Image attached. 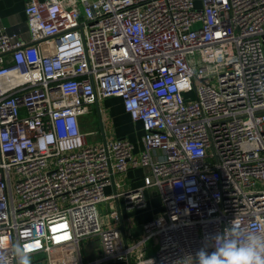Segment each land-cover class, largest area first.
<instances>
[{"label": "built area", "instance_id": "built-area-1", "mask_svg": "<svg viewBox=\"0 0 264 264\" xmlns=\"http://www.w3.org/2000/svg\"><path fill=\"white\" fill-rule=\"evenodd\" d=\"M200 1L30 0L27 40L0 20V251L10 264L16 243L32 264H55L56 247L79 253L87 237H98L99 261L193 264L232 226L264 234V0ZM114 96L141 122L139 146L82 131L81 116ZM137 166L149 171L143 185L120 194L142 206L154 188L163 220L129 243L118 211L98 207L117 198L105 194L116 174Z\"/></svg>", "mask_w": 264, "mask_h": 264}, {"label": "crops", "instance_id": "crops-1", "mask_svg": "<svg viewBox=\"0 0 264 264\" xmlns=\"http://www.w3.org/2000/svg\"><path fill=\"white\" fill-rule=\"evenodd\" d=\"M30 0H0V20L4 28L8 32L18 33L21 39H28L26 28L25 6ZM195 6L201 7L200 0H194ZM199 5H196V4ZM49 40L42 41L40 45L46 46ZM98 116L101 120V132L99 136L92 142L103 141L104 139H115V137H125L132 144L139 146L140 139L143 135L141 122L132 120L131 117L124 111L122 99L120 97H106L98 100L95 104ZM94 113L93 107L91 112ZM87 115V114H86ZM83 120H81V127ZM98 129V128H97ZM89 130L90 133L94 130ZM99 130V129H98ZM114 130L113 133L112 131ZM116 130V131H115ZM107 132L108 134H106ZM91 136V135H89ZM149 171L146 168L137 166L130 168L123 174H116L114 182L105 186L106 195L117 194V198L105 200L99 203L98 210L100 214L106 215L111 210H116L119 213L118 221L114 222L115 226H119L123 240L126 242H135L143 234V225L146 221L157 219L162 222V210L160 196L154 188L144 189V205L131 206L128 205L127 199L123 194L135 191L143 185L144 176L148 175ZM153 197H156V203H151ZM158 246L157 237H152L146 241L144 254L145 256H153ZM100 254V241L98 237H87L81 241L79 253L75 252L74 248L66 245L56 247L53 251L55 264H133L134 262L126 260H98Z\"/></svg>", "mask_w": 264, "mask_h": 264}, {"label": "clouds", "instance_id": "clouds-1", "mask_svg": "<svg viewBox=\"0 0 264 264\" xmlns=\"http://www.w3.org/2000/svg\"><path fill=\"white\" fill-rule=\"evenodd\" d=\"M11 256L15 264H32L30 254L20 243L12 246ZM0 264H10L9 252L0 251ZM193 264H264V234L232 226L227 233L213 235L210 244L201 246Z\"/></svg>", "mask_w": 264, "mask_h": 264}, {"label": "rangeland", "instance_id": "rangeland-1", "mask_svg": "<svg viewBox=\"0 0 264 264\" xmlns=\"http://www.w3.org/2000/svg\"><path fill=\"white\" fill-rule=\"evenodd\" d=\"M196 5H199V4L197 3ZM187 95L192 97V98H195V95H194L193 92L188 93ZM92 107L94 109V113L81 116V120H83V123H82L83 124L82 125V131L83 132H88L89 130L97 129V128L101 132V127H100L101 120H100V118L98 116V113H97V110H96V106L92 105ZM112 132L115 133L114 130ZM105 133L108 134L107 132H105ZM98 136H99V134L97 136H88V140H93V139L96 140V138ZM155 199H157V198L153 197V199L151 200L152 204L157 202V201H155ZM35 259H38V257H36Z\"/></svg>", "mask_w": 264, "mask_h": 264}]
</instances>
